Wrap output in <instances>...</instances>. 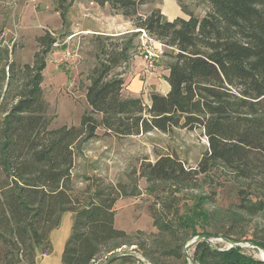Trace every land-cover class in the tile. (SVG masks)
I'll return each mask as SVG.
<instances>
[{"label":"trees","instance_id":"16d2710c","mask_svg":"<svg viewBox=\"0 0 264 264\" xmlns=\"http://www.w3.org/2000/svg\"><path fill=\"white\" fill-rule=\"evenodd\" d=\"M72 1L56 0L63 26ZM91 1L109 5L138 31L94 37L96 64L86 91L91 110L79 125L52 126L43 82L58 41L53 33L37 37L32 63L6 65L7 88L0 99V264H37L40 253H51L50 234L65 212L74 218L63 264H97L126 245H137L152 264H188L184 245L198 235L241 242L248 217L264 216V0H208L205 16L181 6L188 18L173 20L159 8L141 14L147 0ZM143 31L171 48L164 52L170 57V90L152 92L149 104L141 96H124V72H115L132 59ZM100 126L120 137L200 128L208 138L196 168L174 154L141 164L140 177L156 198L150 212L157 232H139V242L115 227L117 201L141 194L136 178L115 184L95 176L82 194L75 189L76 156L98 137ZM215 175L235 186L237 204L205 207L211 196L195 191ZM188 193H194L188 198L192 205L182 203ZM193 258L197 264H264L241 246L223 249L209 240L196 244ZM120 259L133 262L129 255Z\"/></svg>","mask_w":264,"mask_h":264},{"label":"rangeland","instance_id":"374dc122","mask_svg":"<svg viewBox=\"0 0 264 264\" xmlns=\"http://www.w3.org/2000/svg\"><path fill=\"white\" fill-rule=\"evenodd\" d=\"M147 1L149 3L140 8L141 14L146 15L154 8H159L171 20L180 12L188 18L182 11V7L199 17L205 16L211 7L208 0ZM67 20L66 25L63 26L61 15L56 11V0H0V30L2 31L0 99L7 88V63L12 61L21 65L32 63L34 54L38 50L36 39L46 30L58 38L52 52L48 55L43 82L45 98L50 104L51 114L55 116L53 127L77 126L84 113L91 110L86 91L90 84L89 75L96 64L94 45L96 34L122 35L138 31L133 26L131 32H104L105 28H110L118 22L116 30H122L125 20L129 18L112 11L109 5L101 7L91 0H73ZM135 45L132 59L115 70V72H124L123 94L126 97L134 95V91L128 85L136 77V73L143 74L144 77L140 78L145 81V77L155 72L157 68L165 71L170 61V57L164 55V52H170L171 48L154 38L141 34L136 38ZM4 50H8L9 56ZM148 52H159L155 69L152 71L146 69L144 57ZM152 92L149 85H143L138 96L149 104ZM95 117L101 120L100 114H96ZM97 133L98 137L82 145L76 156L73 170L75 189L82 194L89 182L88 178L95 176H101L107 182L115 184H130L131 177L136 178L141 194L135 197H122L117 201L115 227L126 231L134 237L136 242H139L143 237L139 232L146 234L157 232L150 212V206L156 198L147 190V180L140 177L141 164L146 161L155 162L163 155L174 154L183 160L187 167L196 168L208 150V138L200 128L193 130L174 128L170 132L154 130L149 133L120 137L108 133L100 126ZM225 182L223 178L219 179L215 175L204 184L202 191H195V193L201 192L211 196L212 199H208L206 208L227 209L239 202L235 186L228 181ZM193 197L194 193H188L182 203L187 202L192 205L194 200L188 198ZM208 228L212 229L210 225ZM201 231V228L198 229V232ZM241 231H245V235L239 243L240 246L247 254L262 258V250L252 246L250 242L264 243V216H249L246 226ZM232 237L237 238L238 235H232ZM209 241L215 247L229 248V244L223 240L210 239ZM193 250L194 248L189 251L191 257H193ZM119 251L136 252L131 255L133 262L123 261L119 257L110 264H143V262L151 264L137 245H126L116 252ZM110 256L101 259L97 264H103ZM185 258L187 259L186 256ZM166 261L169 264H180V261ZM187 261L190 264L188 259Z\"/></svg>","mask_w":264,"mask_h":264},{"label":"crops","instance_id":"0c3cea01","mask_svg":"<svg viewBox=\"0 0 264 264\" xmlns=\"http://www.w3.org/2000/svg\"><path fill=\"white\" fill-rule=\"evenodd\" d=\"M177 16L185 17L182 15V12L177 14L175 18ZM117 24H119V22ZM117 24L110 26V28L107 27L103 31L106 33H120L131 32L133 29V23L130 19L125 20L122 26V30H116L118 26ZM89 31L92 30L89 29ZM136 74V77H134L131 83L128 85V87L131 88L132 91H134V95L132 96H138V93L142 89L143 85H149L151 91L153 92H159L162 94H167L169 92L170 85L166 80V77L169 75L168 67H166L165 71L161 70L160 68H157L155 72L148 74L145 77V81L140 78L144 77L143 74ZM73 218L74 214L72 212H65L63 214L60 226L54 229L50 234V239L53 247L52 252L49 254L40 253L38 255L37 264H63V253L66 242L72 233Z\"/></svg>","mask_w":264,"mask_h":264},{"label":"water","instance_id":"95a60500","mask_svg":"<svg viewBox=\"0 0 264 264\" xmlns=\"http://www.w3.org/2000/svg\"><path fill=\"white\" fill-rule=\"evenodd\" d=\"M210 239L223 240V241H225L226 243L229 244V248L234 247V246H240V244H239L240 242H236V241H234L232 239H229L227 237H224V236H213V235H207V234L198 235V236L194 237L190 242L185 244V246H184V253L186 254V257L189 260L190 264H197V263L194 260V258L190 256L189 251L192 248H194L199 241H201V240H210ZM250 244L252 246L257 247L258 249L262 250V258L261 259L264 261V248L262 246L256 244L255 242H250ZM135 253L136 252H130V251L115 252V253L111 254V256L108 257L103 264H110L112 261H114L115 259H117L119 257L128 256V255L131 256V255H133ZM147 261H149V260H147Z\"/></svg>","mask_w":264,"mask_h":264},{"label":"built area","instance_id":"2783aa9c","mask_svg":"<svg viewBox=\"0 0 264 264\" xmlns=\"http://www.w3.org/2000/svg\"><path fill=\"white\" fill-rule=\"evenodd\" d=\"M144 36H149L146 32L143 31ZM150 37V36H149ZM152 39V37H150ZM159 52H148L144 59L146 62V69L147 71H152L153 69H155L156 66V58H158Z\"/></svg>","mask_w":264,"mask_h":264}]
</instances>
